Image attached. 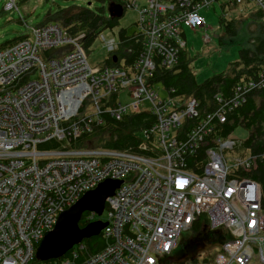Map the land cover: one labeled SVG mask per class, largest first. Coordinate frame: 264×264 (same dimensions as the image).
Masks as SVG:
<instances>
[{
	"label": "built area",
	"instance_id": "1",
	"mask_svg": "<svg viewBox=\"0 0 264 264\" xmlns=\"http://www.w3.org/2000/svg\"><path fill=\"white\" fill-rule=\"evenodd\" d=\"M138 1L125 2L138 10L135 26L144 38L137 73L91 67L83 35L71 37L56 24L33 27L26 39L0 50V264H31L59 214L106 180L121 182L105 202L102 231L110 243L78 264H171L181 233L202 216L211 240L218 235L223 241L211 261L198 264H264L260 186L246 176L264 162V152L228 158L238 142L210 138L212 122L226 123L225 111L244 100L234 95L233 103L223 104L226 109L221 106L178 137L197 102L159 99L146 84L155 57L170 69L185 50L183 27L206 28L202 10L250 4L264 18V0H145L141 9ZM16 9L9 0L5 10ZM100 35L107 53L115 51L116 40ZM203 39L209 41L206 31ZM121 94L130 99L125 105ZM144 111L155 116L144 136L153 138L156 157L65 148L92 132L102 113L118 121ZM50 142L58 147H40ZM198 146L205 149L200 172L187 171L184 155ZM75 258L59 264H75Z\"/></svg>",
	"mask_w": 264,
	"mask_h": 264
},
{
	"label": "trees",
	"instance_id": "2",
	"mask_svg": "<svg viewBox=\"0 0 264 264\" xmlns=\"http://www.w3.org/2000/svg\"><path fill=\"white\" fill-rule=\"evenodd\" d=\"M60 1L65 2L67 6L58 7L53 13L48 12L43 25L56 24L71 37L83 35L80 43L87 54L100 34L116 29V50L107 54L101 66L121 67L124 70L130 69L132 73H137L135 67L143 53L144 38L137 29L130 34L127 29L119 27L118 20L127 10L126 0H91L99 4L95 9L76 5L75 2L79 0ZM115 6L121 8V17L111 16L109 9ZM218 7L221 11L219 26L224 27L226 32L223 36H235L239 28L238 20L226 21L224 18L235 6L221 4ZM249 18L253 21L246 24L247 46L238 50L237 61L230 63L225 71L204 79L201 83L195 80L191 68L192 59L187 56L186 50L178 51L177 61L170 69H165L158 57L153 59L154 69L146 76V84L152 89L160 87L169 98H177L181 102L193 98L198 104L195 116L182 123L178 137L204 120L211 112L219 111L221 106V109H226L224 105L233 103L234 95L239 94V97L244 101L229 112L225 111L226 123L220 124L216 120L212 122L213 129L210 138H225L236 128H242L247 132V138L240 147L234 149V152L244 154L247 151L249 155H258L264 152V21L261 11L257 9L249 15ZM257 20L259 22H256ZM250 23H252L251 26ZM24 39L26 36H19L6 43L0 50ZM116 98L115 94L112 95L108 105H113ZM217 99H220L222 103L218 104ZM154 124L155 116L149 111L125 114L118 121L108 114L102 113L100 124L92 132L83 133L76 140L65 144V148L123 151L145 157H156L159 155V150L153 144V138L144 136L150 132ZM184 139L185 137L182 138V140ZM141 144L145 146V150L140 149ZM40 147L56 149L58 143L50 142ZM191 150V154L186 152L184 155V168L187 171L199 173L205 149L198 146ZM246 176L260 186L261 212L264 213V162L258 163L253 171ZM99 220L103 221L104 219L92 215L90 212H84L78 226L83 228L87 224ZM205 229H207L205 217L202 216L191 230L192 246L186 242L179 249L176 248L177 251H174V257H171V260L175 259L178 264H198L199 249L205 246L206 242L213 241L211 237L206 239ZM214 237L217 238L214 243L220 244L223 241L218 235ZM108 243H110L109 240L104 239L103 231H101L97 236L84 239L80 244L74 246L63 258L50 261V263L59 264L63 259L72 258L75 254L74 263L78 264L87 256L100 252ZM213 257L214 255H211L201 261H211ZM186 258L188 259L186 260ZM31 264L40 263L33 258ZM172 264L175 263L172 262Z\"/></svg>",
	"mask_w": 264,
	"mask_h": 264
},
{
	"label": "rangeland",
	"instance_id": "3",
	"mask_svg": "<svg viewBox=\"0 0 264 264\" xmlns=\"http://www.w3.org/2000/svg\"><path fill=\"white\" fill-rule=\"evenodd\" d=\"M8 2L9 0H0V48L19 36L29 35L31 28L43 25L48 12L53 13L58 7L63 8L67 6L65 2L60 0H14L17 9L6 11L5 6ZM144 2L145 0L138 1L139 9L142 8L141 6H144ZM75 4L91 9L99 6V4L91 0H79ZM255 10L256 7L253 5L235 6L229 10L228 14L224 17L225 20L230 21L234 19L239 22L237 34L233 37L223 36L226 32L224 27L219 26L221 11L217 5L200 12L206 22L205 29L182 28L186 42L185 50L187 56L192 59V73L198 83H201L204 79L218 75L225 71L230 63L237 61L238 50L247 46L248 30L246 29V24L250 21L248 19L249 15ZM137 14L138 10L127 9L124 15L118 20L119 27L127 29V32L130 34L133 33L136 29L134 24L137 20ZM251 25L252 23H250ZM205 31L209 41L203 39ZM102 35L104 39L109 40L113 38L116 40V29L112 31L107 30L100 36ZM219 41L221 42L219 43ZM107 54L102 40L100 37L97 38L90 48V52L87 54L89 65L91 67L101 66ZM156 92L159 99H165L167 97L165 91L160 87H156ZM129 101L130 99L127 96L121 94L122 105L127 104ZM145 105L146 108L149 107L147 103ZM229 137L240 143L247 138V132L242 128H236ZM235 155V152L227 153L228 158L234 157ZM104 217L105 212L103 211L100 218L104 219ZM192 240L191 231L182 232L176 248L179 249L186 242L192 246ZM215 241L206 242L205 246L199 249L198 261L221 251V244L214 243ZM176 248L175 251H177ZM172 257H174V254ZM172 262L178 264L175 262V259L171 260V264Z\"/></svg>",
	"mask_w": 264,
	"mask_h": 264
},
{
	"label": "water",
	"instance_id": "4",
	"mask_svg": "<svg viewBox=\"0 0 264 264\" xmlns=\"http://www.w3.org/2000/svg\"><path fill=\"white\" fill-rule=\"evenodd\" d=\"M111 16L121 17L122 10L119 6L109 9ZM121 182L106 180L95 189L85 192L79 200L59 214L53 229L47 232L38 244L34 258L39 263H47L58 260L74 246L84 239L97 236L106 223L95 221L80 228L78 223L84 212H90L100 216L104 211L106 199L111 197ZM213 237V240H216Z\"/></svg>",
	"mask_w": 264,
	"mask_h": 264
},
{
	"label": "crops",
	"instance_id": "5",
	"mask_svg": "<svg viewBox=\"0 0 264 264\" xmlns=\"http://www.w3.org/2000/svg\"><path fill=\"white\" fill-rule=\"evenodd\" d=\"M248 5H250V4H247V5H245V6H248ZM248 19L250 20H248L249 22H252L253 20H251L249 17H248ZM263 21H264V18L262 19ZM256 22H259L258 20L256 21ZM155 88V87H154ZM156 89V88H155ZM230 136V135H229ZM241 143L242 142H240V143H238V145H237V147H240L241 146ZM236 147V148H237ZM236 153V152H235ZM237 155H240V156H244V155H249V152H247V151H245L244 152V154H240V153H236Z\"/></svg>",
	"mask_w": 264,
	"mask_h": 264
},
{
	"label": "flooded vegetation",
	"instance_id": "6",
	"mask_svg": "<svg viewBox=\"0 0 264 264\" xmlns=\"http://www.w3.org/2000/svg\"><path fill=\"white\" fill-rule=\"evenodd\" d=\"M206 232V239H208L209 237H212L211 232L205 231Z\"/></svg>",
	"mask_w": 264,
	"mask_h": 264
}]
</instances>
